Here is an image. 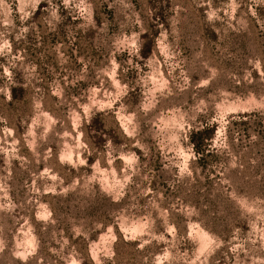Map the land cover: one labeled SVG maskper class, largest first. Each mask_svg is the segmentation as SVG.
Returning a JSON list of instances; mask_svg holds the SVG:
<instances>
[{"label": "rangeland", "instance_id": "374dc122", "mask_svg": "<svg viewBox=\"0 0 264 264\" xmlns=\"http://www.w3.org/2000/svg\"><path fill=\"white\" fill-rule=\"evenodd\" d=\"M105 261L264 264V0H0V264Z\"/></svg>", "mask_w": 264, "mask_h": 264}, {"label": "trees", "instance_id": "16d2710c", "mask_svg": "<svg viewBox=\"0 0 264 264\" xmlns=\"http://www.w3.org/2000/svg\"><path fill=\"white\" fill-rule=\"evenodd\" d=\"M144 36V34H142ZM140 51L143 52L142 50V43L140 44ZM208 135V130L206 127L196 129V130H190L188 137L192 141V143L195 145L196 149L200 146V143L204 141V139L207 138ZM101 264H111L110 261H105Z\"/></svg>", "mask_w": 264, "mask_h": 264}]
</instances>
